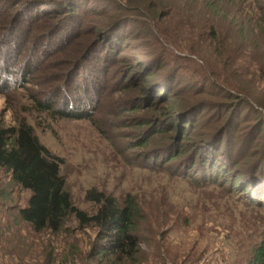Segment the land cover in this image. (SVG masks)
Wrapping results in <instances>:
<instances>
[{
	"label": "trees",
	"instance_id": "trees-1",
	"mask_svg": "<svg viewBox=\"0 0 264 264\" xmlns=\"http://www.w3.org/2000/svg\"><path fill=\"white\" fill-rule=\"evenodd\" d=\"M80 1L0 0L1 93L41 87L28 97L33 109L52 118L96 123L106 108L109 120L103 130L99 127L104 136L109 139L108 129L134 130L135 143L127 148L139 149L144 163L136 160L133 167L163 171L194 186L226 188L246 209L264 211V71L244 72L222 84L204 75L200 81L208 87L199 80L189 84L193 77L181 78L177 56L175 65H169L172 60L159 39L168 36L165 25L174 15H182L193 18L194 34L207 32L203 50L216 64L234 67L223 38L233 31L249 55L264 61V0H241L246 20L231 21L230 27L212 15L222 9L218 3L231 5L233 0H102L106 7L93 10ZM92 14L103 19L93 24ZM127 40L147 45L143 59L125 54ZM203 50L189 47L196 55ZM156 74L158 79L149 80ZM212 76L221 78L220 73ZM91 93L95 100L83 109ZM60 94L62 108H56ZM47 95L53 100H46ZM63 162L39 142L30 125L7 126L0 119V169L30 192L18 217L35 232L60 231L73 217L79 227L97 229L92 255L98 261L136 264L146 221L138 197L90 189L85 199L94 209L88 214L74 205L66 189ZM246 264H264V236Z\"/></svg>",
	"mask_w": 264,
	"mask_h": 264
},
{
	"label": "rangeland",
	"instance_id": "rangeland-1",
	"mask_svg": "<svg viewBox=\"0 0 264 264\" xmlns=\"http://www.w3.org/2000/svg\"><path fill=\"white\" fill-rule=\"evenodd\" d=\"M80 3L90 10L107 5L102 0H81ZM218 4L222 9L213 12L212 16L223 27L232 26L231 21L236 25L246 20L248 11L241 0H233L231 5ZM89 18L93 24L103 19L94 14ZM145 21L157 33L154 23ZM75 23L72 20L71 24ZM193 25V18L174 15L170 24L165 25L170 38L159 36L167 58L172 60L169 65H175L177 56L183 68L181 78L186 81L188 77H193L187 83L195 84L205 75L209 80L222 84L223 79L230 81L233 76L236 79L244 72L257 75L261 69L264 71V61H258L252 53L249 55V49L241 45V39L233 30L230 32L233 35L223 34V38L230 45L228 54L234 67L230 69L216 64L203 50L205 44L202 41L207 32L196 35L190 30ZM145 46L139 41L127 40L122 49L133 59H143ZM192 46H198L203 53L196 55L189 52ZM135 65L133 71L141 75ZM213 73H220L221 78L217 80ZM230 74L232 77H229ZM150 79H158V74ZM204 85L209 86L208 82ZM39 89L43 91L33 85L28 86L27 93L21 89H11L4 94L0 91V119L7 126H17L21 122L30 125L39 142L63 159L61 175L78 209L88 214L93 212V204L85 199L90 189L117 198L126 194L138 197L146 221L142 242L137 246L139 256L136 264L247 263L251 248L264 236L263 208L246 209L241 204L242 200L236 195H229L224 190L226 188L194 186L163 171L133 167L132 163L136 160L139 165L144 163V159L138 157L141 153L139 149L127 148L135 143L133 129H108L109 139L104 136L99 127L103 130V126L107 125L104 122L109 120L103 114L106 108H103V116L97 114L96 123L52 118L32 108L34 100L28 94L38 93ZM62 96L60 94L55 103ZM46 100H53V95H47ZM94 100L95 95L91 93L85 96L81 106L86 109L85 105L92 106ZM55 107L62 108L60 102ZM29 197V191L12 183L10 175L0 169V264H109L98 261L92 255L97 229L79 227L73 217L65 222L60 231H33L18 217V210L27 205Z\"/></svg>",
	"mask_w": 264,
	"mask_h": 264
}]
</instances>
